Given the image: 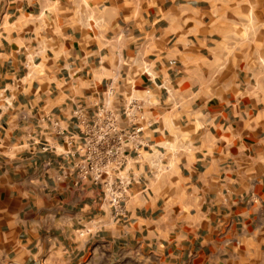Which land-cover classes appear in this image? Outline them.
<instances>
[{"label":"crops","instance_id":"1","mask_svg":"<svg viewBox=\"0 0 264 264\" xmlns=\"http://www.w3.org/2000/svg\"><path fill=\"white\" fill-rule=\"evenodd\" d=\"M254 1L0 0V264H264V70L226 47L252 40L242 14L264 45ZM110 80L145 101L170 167L140 168L119 219L73 170L72 112Z\"/></svg>","mask_w":264,"mask_h":264},{"label":"built area","instance_id":"2","mask_svg":"<svg viewBox=\"0 0 264 264\" xmlns=\"http://www.w3.org/2000/svg\"><path fill=\"white\" fill-rule=\"evenodd\" d=\"M149 76L147 69L143 72ZM134 91V87L132 88ZM144 93L149 99L148 90ZM119 100L120 112H117ZM12 102L5 100L0 94V113L3 109H11ZM145 101L129 94L125 97L118 92L117 82L110 80L101 91V100L94 104L93 113L88 116L83 108L72 112V117L79 127V138L82 141L78 149L80 159L73 164L78 182L89 181L101 192V204L110 209L116 219L125 215V202L131 187L140 183L139 170L147 169L151 176L169 171L165 153L154 156L152 145L144 134L154 126L152 119L143 116ZM128 123L122 128L119 118ZM49 120V119H48ZM54 134L61 138L65 149L60 153L73 156L71 150L73 137L51 122ZM57 151L50 146H43L41 151ZM167 156H171L170 149ZM86 234L84 231L80 235Z\"/></svg>","mask_w":264,"mask_h":264},{"label":"rangeland","instance_id":"3","mask_svg":"<svg viewBox=\"0 0 264 264\" xmlns=\"http://www.w3.org/2000/svg\"><path fill=\"white\" fill-rule=\"evenodd\" d=\"M256 1V2H255ZM254 3L259 4L260 0H255ZM253 17L255 14H252ZM248 34L249 37L252 38L250 43H244V39L246 38V29L236 28L230 30V36L237 41V43L226 46L228 54L241 53L244 54L248 51L249 55H252V61H249L250 64L254 66L256 70L260 72V70H264V45H262V31L260 28H255V21L253 19V23L250 22V14H242V17H248ZM253 26V28H250ZM226 35H229L228 33Z\"/></svg>","mask_w":264,"mask_h":264}]
</instances>
